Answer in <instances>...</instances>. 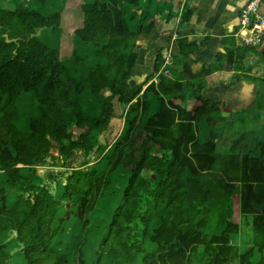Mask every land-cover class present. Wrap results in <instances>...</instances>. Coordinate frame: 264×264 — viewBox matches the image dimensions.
Segmentation results:
<instances>
[{
    "label": "trees",
    "instance_id": "1",
    "mask_svg": "<svg viewBox=\"0 0 264 264\" xmlns=\"http://www.w3.org/2000/svg\"><path fill=\"white\" fill-rule=\"evenodd\" d=\"M158 1L0 0V264H264V78L227 136L167 54L134 77Z\"/></svg>",
    "mask_w": 264,
    "mask_h": 264
},
{
    "label": "crops",
    "instance_id": "2",
    "mask_svg": "<svg viewBox=\"0 0 264 264\" xmlns=\"http://www.w3.org/2000/svg\"><path fill=\"white\" fill-rule=\"evenodd\" d=\"M169 1L172 2L173 0ZM248 1L175 0L173 4H167L168 10L162 7V19H158L162 22L160 23V29L152 34V40L156 39L164 44V38H167L169 34L176 30L172 28L176 22L173 23L171 18L168 19V14L173 13L172 10L175 6L174 9L177 17L179 15V25L181 26L182 14L187 9L186 4H189L192 15L187 28L183 32L180 31L181 28L176 30L180 34L183 33L181 36L185 39L177 44V49L172 52L171 57L174 65L171 68L177 70V74L182 72L183 80H198L199 78L203 80L206 78L207 87L203 88L204 94L206 96L208 94L207 97L212 98V100L225 102L231 110L234 108L240 109L241 107L242 109H248L250 105L252 107L255 104L258 90L262 89L260 84L262 81H254L253 77L255 79L264 78V44L258 47L260 48V52H258L255 48H246L239 44L238 37L234 35L238 22L243 18V9ZM262 5L264 6V0H262ZM261 10L264 13V7ZM151 33L152 31L149 35ZM143 35H140L139 38ZM149 48L153 50L152 45L151 47L147 45L141 50V57L142 60H147V54L151 55L150 65H152L153 60L155 64V59L160 52L168 54V52L163 51L164 47L160 46L159 51L155 52L153 56V52ZM181 48L190 53V58L184 56L183 53L177 56ZM191 54L195 55L191 56ZM217 61L219 62L218 67L206 75L205 71L215 67L214 64ZM147 63L149 64V62ZM140 67L141 64H139ZM229 71H232L230 73L232 79L229 78ZM170 72L173 74V71L170 70ZM211 78H213L214 96L209 90L210 86L208 87Z\"/></svg>",
    "mask_w": 264,
    "mask_h": 264
},
{
    "label": "rangeland",
    "instance_id": "3",
    "mask_svg": "<svg viewBox=\"0 0 264 264\" xmlns=\"http://www.w3.org/2000/svg\"><path fill=\"white\" fill-rule=\"evenodd\" d=\"M79 1H82V0H69L68 8H66L64 13H63L65 18L69 17L68 18V22H69L68 25L71 26V27H72V25L76 24V21L78 19L76 12L72 14V7H74V8L77 7L78 8L79 7V5H78ZM163 1H165V4H163L162 7L166 8L167 10H168L167 4L168 3L169 4H173V3H170L169 0H159L158 3H163ZM253 2L254 1H251L250 3L252 4ZM5 5L7 6L8 2H6ZM174 7H173L174 11L172 10L174 16H172L171 19H172L173 23L174 22H176V23H174V26L172 28L176 29V30L181 28L180 31L183 32L185 30V28H187L189 22L184 20V21H182L181 26H180L179 25V20L180 19L178 18L179 15L177 17V13L175 12ZM260 7H259V11L253 13V16L251 17V22L250 23H247L244 20H240L238 22V27H237V30H236V32L234 34V35H236L238 37L239 44L243 45L246 48H251V47L255 48V50L258 51V52H260V50H259L260 48H258V47H260L261 45L264 44V22H263L264 21V13L260 9ZM162 12H163V9H162V11L160 13L161 16L163 15ZM182 16H183V14H182ZM158 19L159 18H157L155 20V27H154V29H153V31H152V33L150 35L149 34L148 35L144 34L141 38L137 39V42L139 44L136 47V50L138 49L139 51H141L143 48H145V46L148 45L149 47H151V45H152L153 46V50H151V48H149V50L153 52V56H154L155 52L159 51L160 46L164 47L163 51L164 52H168V54H167V57H166V60H165L166 65L165 64L163 65V68L161 69V71L164 74H166L167 76H172V73L168 69L167 65L172 62L171 55H172V52L177 49V46H178L177 44H179L182 40H184L185 37L181 36L183 33L180 34L178 31L174 30V32H172L171 34H169V36H167L168 39L166 37L164 38V44L161 43L160 41L156 40V39L152 40V38H153L152 34L156 30L160 29V23H162V22L158 21ZM156 22H157V25H156ZM14 25H15L16 29H15V31L13 33V36H9L10 34H5L6 40L7 41L9 40L8 42L13 41L15 39L17 40L18 37H20L24 33V24H20V23H16L15 22ZM41 26H43V23H41L39 21H35V25H33V30L31 31V33L28 36H33L34 37L35 35H37L39 33V30L37 28L41 27ZM25 29L26 30H30L29 28H27V25H26ZM191 32H193V31H191ZM71 33H72V31H71ZM190 36L193 37L192 34H190ZM72 39H73L72 37H69L68 39L63 37V39H62L63 43L61 45V55L63 57H68L70 55L71 52L68 51L69 49H67V48H68V44L71 42ZM157 42H159V43L157 44ZM141 44H142V46L139 48V46ZM152 52H151V54H152ZM194 55L195 54H191V56H194ZM150 56L151 55L147 54V58H146L147 60H142V57L140 58V60L138 61L137 65L133 69V76L134 77H138V76H140L142 74H144V76H146L149 70L152 71L154 69V67H155L154 60L152 62V65H150L151 64L150 63L151 60H149L151 58ZM147 62H149V64ZM139 64H141V67L137 69ZM217 64H219L218 61L214 64L215 68L218 67ZM211 71H213V67L211 68ZM230 73H232V71H229V73H228L229 74V78L232 79V74H230ZM141 77H143V76H141ZM208 77H212V76H208ZM251 77H253V76H251ZM229 78H227V79H229ZM156 79L157 78L155 76L154 80H156ZM253 79H254V81H256V79L254 77H253ZM197 81L199 82V87L200 88H206L207 87V79L206 78L203 79V80H201V78H199ZM137 82H138L137 79H131V83L132 84H136ZM209 83H210L208 85V87L210 86L209 90H211L210 92L212 93V96H214V92H213V78H211L209 80ZM184 87H186V84H184ZM207 96H208V94H207ZM226 107L229 110V113L227 115H223L222 117L225 118L226 120H229L231 122V125H232V129L229 130V131H228V127L226 126V133H227L226 135L227 136H229L230 133H232L234 130H239V128H241V127L245 128L247 126V124L249 125V122L252 120V115H250V117H245V118L243 116L244 113L249 115V112H239L240 110L238 108H234V109L231 110L230 108H228L229 106H226ZM249 107H251V105ZM240 113H243V114H240ZM226 120H224L225 123L229 122V121H226ZM258 132H259L260 135H262V133L264 132V126H260L258 128ZM240 142L238 143L239 145H240ZM53 143L57 144L56 141H53ZM242 143L243 144L246 143V145H247V140L246 141L245 140L242 141ZM239 145L236 144V146H239ZM225 147H226V144H225ZM225 147H221L220 146V149L224 150ZM154 150L155 149L153 148V151ZM51 152L54 155H59L60 154L59 149L56 148V146H53L51 148Z\"/></svg>",
    "mask_w": 264,
    "mask_h": 264
},
{
    "label": "built area",
    "instance_id": "4",
    "mask_svg": "<svg viewBox=\"0 0 264 264\" xmlns=\"http://www.w3.org/2000/svg\"><path fill=\"white\" fill-rule=\"evenodd\" d=\"M251 1H254V2L251 4L250 3ZM261 5H262V0H249L245 8L243 9V14H242L243 18L241 20H244L247 23H250L253 13L259 11V7Z\"/></svg>",
    "mask_w": 264,
    "mask_h": 264
},
{
    "label": "bare ground",
    "instance_id": "5",
    "mask_svg": "<svg viewBox=\"0 0 264 264\" xmlns=\"http://www.w3.org/2000/svg\"><path fill=\"white\" fill-rule=\"evenodd\" d=\"M249 2V1H248ZM243 17V16H242ZM257 98V97H256ZM255 103H256V100H255ZM255 104H253V106H254Z\"/></svg>",
    "mask_w": 264,
    "mask_h": 264
},
{
    "label": "water",
    "instance_id": "6",
    "mask_svg": "<svg viewBox=\"0 0 264 264\" xmlns=\"http://www.w3.org/2000/svg\"><path fill=\"white\" fill-rule=\"evenodd\" d=\"M263 7H264V6L262 5L261 9H263ZM8 41H9V40H8Z\"/></svg>",
    "mask_w": 264,
    "mask_h": 264
}]
</instances>
